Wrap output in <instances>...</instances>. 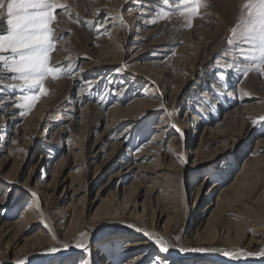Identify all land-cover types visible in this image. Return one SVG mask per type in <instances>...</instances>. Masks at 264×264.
<instances>
[{
	"label": "rangeland",
	"instance_id": "obj_1",
	"mask_svg": "<svg viewBox=\"0 0 264 264\" xmlns=\"http://www.w3.org/2000/svg\"><path fill=\"white\" fill-rule=\"evenodd\" d=\"M59 2L71 72L28 108L0 62V264H153L157 237L174 264H264V75L228 44L247 0H204L191 27L179 0ZM37 194L47 217H24Z\"/></svg>",
	"mask_w": 264,
	"mask_h": 264
},
{
	"label": "snow or ice",
	"instance_id": "obj_2",
	"mask_svg": "<svg viewBox=\"0 0 264 264\" xmlns=\"http://www.w3.org/2000/svg\"><path fill=\"white\" fill-rule=\"evenodd\" d=\"M163 3L168 5L169 0H163ZM179 4L182 6L180 15L184 16L188 27L192 26L191 21L199 15L200 9L206 6L204 0H179ZM58 7L66 10V6L59 0H0V17L6 16L8 26L7 33L0 34V62H4L3 66L15 74L12 79L22 82L13 87L31 90L29 94L21 97L27 102L28 108H32L41 95L47 93L44 87L46 80L51 78L54 81L71 72V65H53L51 62L50 54L60 39L52 27L56 21L54 13ZM242 8L246 11L241 14V23L231 30L232 37L228 39V44L234 45V50L246 60L258 61L255 69L264 75V0H247ZM244 44L252 47L244 48ZM4 53H10V56ZM252 70V67L245 69V75ZM23 114L21 112V115ZM259 121H264V117L253 123ZM155 243L161 251H168L163 238L156 239ZM64 247L67 248L68 245ZM77 247L84 246L78 244ZM50 251L56 252L57 249ZM224 255L235 253L225 252ZM259 255H264V252ZM18 264H24V261H19Z\"/></svg>",
	"mask_w": 264,
	"mask_h": 264
},
{
	"label": "bare ground",
	"instance_id": "obj_3",
	"mask_svg": "<svg viewBox=\"0 0 264 264\" xmlns=\"http://www.w3.org/2000/svg\"><path fill=\"white\" fill-rule=\"evenodd\" d=\"M145 77V76H144ZM203 185V183L200 185V186H202ZM217 185H214L213 187H212V189L214 190L215 189V187H216ZM203 187V186H202ZM219 187V186H218ZM226 189V188H225ZM224 189V190H225ZM227 189H229V188H227ZM2 198V197H1ZM0 198V203H3L5 200H3V198L1 199ZM3 201V202H2ZM40 201H41V197L37 194L36 196H35V200H34V207H30L29 209H27V211H25V214H23V216L24 217H26V218H29V217H31V215H34V214H36V213H38V215H40L41 217H42V215H43V217H47L46 215H47V212H46V210L45 209H43L41 206H40ZM40 213V214H39ZM115 219H117V220H119L118 218H115ZM262 231H264V228H259L257 231H256V233L257 234H259L260 232H262ZM161 234H163L162 232H161ZM156 236V235H155ZM160 236V235H159ZM255 237H257V235L255 236ZM159 238H161V237H159ZM157 239H158V237H157ZM163 240L166 242V246H167V248H168V251L167 252H165V253H162V252H159V250L158 251H156V253L158 252L159 253V255H158V257H157V261L156 262H154L153 264H174V262H175V260H178V258H185L184 256V254L183 253H181V252H177L175 249H174V247H173V244L172 243H170L169 241L167 242L164 238H163ZM87 242H88V240H84V241H79L78 242V244H82L83 246H86L87 245ZM254 242H256L257 243V241L256 240H254ZM77 244V245H78ZM153 245V243L151 242V241H148V240H145V241H142V242H137V243H131L130 244V246L131 247H133V248H130L129 249V251L130 252H132V253H129V254H131V256L129 255V257L128 258H126L125 260L126 261H128V260H133L134 258V260H136V258H138V257H136V256H140V254L139 253H137V250H139V251H142L143 250V252H144V250H146L148 247H150V246H152ZM72 250L71 249H67L66 251H64V252H61V254H67V252H71ZM135 253V254H134ZM215 254H217L218 256H219V254H220V251H211V252H207V253H204V254H202L200 257H199V259L198 260H201V261H208V260H211L212 258H214V256H215ZM122 255V254H121ZM210 255H212V257L210 256ZM132 256H133V258H132ZM148 256H150V255H148V253L147 254H145V255H141L139 258V264H142L143 262L142 261H144ZM263 256V255H262ZM236 259H240L239 257H237ZM133 260V261H134ZM125 261V262H126ZM123 262V261H122ZM137 263V264H138Z\"/></svg>",
	"mask_w": 264,
	"mask_h": 264
}]
</instances>
